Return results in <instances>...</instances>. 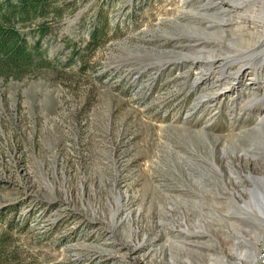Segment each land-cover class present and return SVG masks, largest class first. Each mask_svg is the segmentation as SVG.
<instances>
[{
    "label": "rangeland",
    "instance_id": "374dc122",
    "mask_svg": "<svg viewBox=\"0 0 264 264\" xmlns=\"http://www.w3.org/2000/svg\"><path fill=\"white\" fill-rule=\"evenodd\" d=\"M47 4L0 51V264L261 261L255 2Z\"/></svg>",
    "mask_w": 264,
    "mask_h": 264
},
{
    "label": "trees",
    "instance_id": "16d2710c",
    "mask_svg": "<svg viewBox=\"0 0 264 264\" xmlns=\"http://www.w3.org/2000/svg\"><path fill=\"white\" fill-rule=\"evenodd\" d=\"M48 0H15L14 2L7 0L6 13L3 14V20L8 25L0 23V51L2 48L5 52L12 55L15 58H28L29 53L23 51V45H20V40L24 41L26 38L20 36L18 29L13 26L14 20L24 22L26 18H29V13L37 11L38 9H45L48 6ZM41 33L47 30V26L42 25ZM24 56V57H23Z\"/></svg>",
    "mask_w": 264,
    "mask_h": 264
},
{
    "label": "water",
    "instance_id": "95a60500",
    "mask_svg": "<svg viewBox=\"0 0 264 264\" xmlns=\"http://www.w3.org/2000/svg\"><path fill=\"white\" fill-rule=\"evenodd\" d=\"M254 2H255V5H256V7L254 8L255 10H257V11H255V15L257 16L256 17V20L261 24V26H263L264 27V0H253ZM263 31V30H262ZM263 33H264V31H263ZM258 45H261V46H263L264 47V42H257V44H255V45H253L252 46V48H255L256 46H258ZM260 52H261V49H260ZM261 55L262 54H256L255 55V57L253 58V61L255 60V59H258V61H257V65H256V67H258L259 65H261V64H263L264 63V59H260V57H261ZM255 62V61H254ZM261 63V64H260ZM245 66H242V67H240V70H242L243 68H244ZM264 119V114L263 115H261L260 116V119ZM262 126L264 125V121L262 122V124H261ZM264 127V126H263ZM257 130H259L258 129V127L256 128ZM247 177V176H246Z\"/></svg>",
    "mask_w": 264,
    "mask_h": 264
},
{
    "label": "built area",
    "instance_id": "2783aa9c",
    "mask_svg": "<svg viewBox=\"0 0 264 264\" xmlns=\"http://www.w3.org/2000/svg\"><path fill=\"white\" fill-rule=\"evenodd\" d=\"M263 246H264V241H263ZM257 264H264V257H262L261 261H259Z\"/></svg>",
    "mask_w": 264,
    "mask_h": 264
},
{
    "label": "bare ground",
    "instance_id": "6f19581e",
    "mask_svg": "<svg viewBox=\"0 0 264 264\" xmlns=\"http://www.w3.org/2000/svg\"><path fill=\"white\" fill-rule=\"evenodd\" d=\"M263 251V250H262Z\"/></svg>",
    "mask_w": 264,
    "mask_h": 264
}]
</instances>
